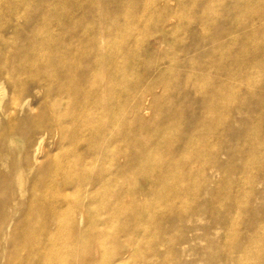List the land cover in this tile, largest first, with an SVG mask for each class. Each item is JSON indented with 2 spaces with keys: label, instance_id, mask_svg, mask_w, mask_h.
I'll return each instance as SVG.
<instances>
[{
  "label": "bare ground",
  "instance_id": "bare-ground-1",
  "mask_svg": "<svg viewBox=\"0 0 264 264\" xmlns=\"http://www.w3.org/2000/svg\"><path fill=\"white\" fill-rule=\"evenodd\" d=\"M25 2L0 0V264H94L90 247L118 227L109 218L125 219L124 250L154 254L164 241L151 229L203 216L227 226L207 209L229 184L234 217L246 218L235 240L247 253L259 246L248 234L264 223V165L253 159L264 156L253 140L264 139V0H109L105 11L102 0ZM151 25L161 43L181 34L169 58L151 53L160 41L142 43ZM248 174L261 191L241 203ZM126 197L166 204L140 209ZM125 255L100 264H150Z\"/></svg>",
  "mask_w": 264,
  "mask_h": 264
},
{
  "label": "rangeland",
  "instance_id": "rangeland-1",
  "mask_svg": "<svg viewBox=\"0 0 264 264\" xmlns=\"http://www.w3.org/2000/svg\"><path fill=\"white\" fill-rule=\"evenodd\" d=\"M26 0H14V6L25 7ZM39 1V0H38ZM41 1H48L50 5H56L57 0H41ZM103 2L98 4L99 10L105 11V8H108L109 0H102ZM27 2L34 6L36 5V0H27ZM140 0H131V4H137ZM170 7H173V3L169 4ZM110 9V8H109ZM122 9L120 12H110L104 20L99 25L100 29H108L111 25H114L116 22H121L123 14H134V10L132 8H128L127 10ZM184 16L188 15L189 13L182 12ZM27 22H32V15L27 18ZM82 25H93L92 21H82L80 22ZM170 23L173 24L171 21ZM19 25H23V22L20 21ZM165 32V31H163ZM163 32L157 28L156 25H151L149 30L146 34L141 38L142 43L144 45L153 43L154 41L162 40ZM174 38L167 37L164 42L160 44V48H157L151 53L163 54L167 58L173 53V45L177 41L180 40L181 34H173ZM138 76H142L141 72L137 73ZM136 74V75H137ZM169 73H166L163 78H166ZM153 84L148 85L147 88H153ZM156 89V88H154ZM158 93V89H156ZM40 96H38L39 98ZM238 103L239 100L237 99ZM259 143H263L264 139H254ZM197 157H191L189 161L195 162ZM200 162H203V159L197 158ZM253 159L258 161L260 164L264 165V156L257 155L254 156ZM221 162L225 161V158H220ZM198 164V162H196ZM196 173V172H195ZM205 175L210 178L213 177V181L220 183L226 175L224 173L216 174L213 170H207ZM196 180H193V185L198 184L199 176L196 174L194 176ZM259 177L255 174H248L243 177V188H242V197L241 203L245 202V196L249 195L252 191V194H256L257 192L261 191V186L258 185ZM141 187H146V184L141 182ZM170 188V186H168ZM221 195L217 201L211 204V207L207 209V211H211L213 216H219L221 219H226L228 221L227 226H221L219 222L216 225H213L210 222V218L208 216H203L202 218H194L188 219L190 220V224H186L184 226L176 227L172 231L164 232L162 228L158 229H151L150 234L154 235L155 237H161L164 243H159L157 246V250L153 253L142 251H137V249H129V247L124 250L122 248V244L127 242V239H124L121 234V231L124 229L125 219L122 218H109L112 220V223L116 224L118 227L114 228L113 230L108 231V236L104 237L103 239V246L102 247H90V253H92V260L94 264H100L101 258L103 255L108 257H114L119 251L123 249V252H126L125 258H128L127 255L131 254L132 257L136 256L137 258L145 257L150 260V264H264V223L258 231L251 232L250 236L259 243V246H255L247 253L246 251H242V245H240L235 238L239 234H245L244 227L236 228V225H240L246 222V218H244V214L242 216L235 218L234 211L232 208V202H234L235 198V191L236 188L233 184H229V186L224 185L223 187L220 186ZM204 200H208L207 196H203ZM136 200V201H135ZM131 199L130 197L125 198V204L129 205L132 202H135L134 205L138 208L142 209V207L146 208H154L160 206L159 208H163L166 204L165 200L161 197H151V198H140V199ZM179 205V204H178ZM180 206L184 209L193 210L196 208L197 204L195 205L193 201L184 200L180 203ZM136 207V208H137ZM87 208V205L85 209ZM88 210V214H91V209ZM95 212V211H94ZM148 213V212H147ZM108 214L104 213L102 215L109 217ZM76 222L78 221V215ZM223 220V221H224ZM119 224V225H118ZM189 226H194L195 231L188 233L186 228ZM118 229V230H117ZM120 233V234H119ZM117 239L116 241L119 242V245L112 244V240ZM150 239V238H149ZM180 239H185L188 244L183 246H179L178 243ZM132 240H137V238H132ZM151 240V239H150ZM173 240L175 246L169 247L165 244V242H169ZM177 244V245H176ZM123 264H139L136 260H131L130 258L127 259L126 262Z\"/></svg>",
  "mask_w": 264,
  "mask_h": 264
}]
</instances>
